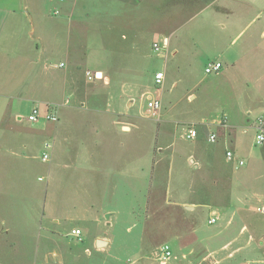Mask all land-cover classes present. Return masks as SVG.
I'll return each instance as SVG.
<instances>
[{
    "label": "crops",
    "instance_id": "1",
    "mask_svg": "<svg viewBox=\"0 0 264 264\" xmlns=\"http://www.w3.org/2000/svg\"><path fill=\"white\" fill-rule=\"evenodd\" d=\"M152 11L159 27L154 30L162 32L164 47L171 49L179 71L206 51H216L223 64L218 74L199 85L209 105L206 115L191 124L162 120L160 133L185 138L186 126L200 125L208 136L218 135L220 146L215 150L224 145L226 152L233 150L239 155V131L245 129L252 116L264 123V97L258 93L263 77H258L255 68L264 59L259 52L260 46L264 47V0H0V161L11 158L0 168V210L7 212L11 222L6 223L8 227H0L1 255L12 248V242L9 247L6 243L15 236L16 241H37L31 264H78L81 260L79 249L66 242L70 234L65 227L75 221V215L73 211L57 212L52 193L83 191L81 172L87 175L94 168L98 172L96 168L105 160L101 147L118 143L121 148H129L120 136L138 130L141 119L147 118V110L142 117L131 113L140 82L137 65L132 62L139 65L144 59L135 41L149 34L144 20ZM27 30L30 42L25 43L21 36ZM35 47L39 55L46 53V62L52 64L43 67V60L35 59ZM253 54L256 61L252 60ZM90 63L94 73L112 81L113 89L114 85L119 87L118 97L113 90L100 97L96 92L98 83L92 86L96 89L88 91L85 66ZM36 74L42 75L40 85L33 84ZM157 90L155 96L150 87L144 88L141 101L161 98ZM196 97L189 95L193 102ZM52 107L58 108V122L41 119L34 123L28 119L27 124L23 123L25 110L31 114L38 108L46 115ZM19 134L27 138L21 139ZM104 134L108 140H98ZM48 143L53 144L50 161L43 162ZM165 146L174 152L171 142L157 147L160 157L155 154L151 159V170H159V162L166 159L172 173L173 159L164 155ZM37 154L49 166L30 181L27 172L36 170L30 162L39 157ZM190 162L197 167L193 158ZM90 178L86 181L90 188L84 191L97 193L102 182L94 175ZM113 183L108 180L102 192L117 187ZM59 202L58 198V208ZM91 204L90 220L97 219ZM212 211L218 210H211L208 220ZM218 212L222 221V211ZM109 218L107 215V225L112 229ZM99 242H105L102 247L97 245L103 249L111 245L112 238Z\"/></svg>",
    "mask_w": 264,
    "mask_h": 264
},
{
    "label": "rangeland",
    "instance_id": "2",
    "mask_svg": "<svg viewBox=\"0 0 264 264\" xmlns=\"http://www.w3.org/2000/svg\"><path fill=\"white\" fill-rule=\"evenodd\" d=\"M144 21L149 34L141 36L140 40L139 36L135 41L139 43L144 59L139 65L137 61L132 62L137 65L140 82L131 113L144 116L148 100L142 102L140 95L146 87H150L152 94L156 88H161V110L157 116L141 119L138 130L120 136V140L125 145L129 144V148H121L118 143L101 147L105 160L96 168L98 172H95V168L87 175V172H81L80 189L83 191L76 193L71 189L66 193H52L55 210L73 211L76 218L65 227L70 234L66 242L79 249L81 260L78 264H162L158 252L163 246H169L175 255L166 264H264V215L257 210L264 205V143L256 142L259 119L256 116L250 117V123H246L245 129L239 131L241 153L237 155L230 150L234 152L235 161L227 160L224 145L215 150L220 146L219 138L216 143L209 142L206 128L200 125L198 138L193 141L183 138V135L167 136L160 133L162 120L191 124L206 115L209 105L203 97V86L199 85L207 83L215 75L208 76L205 69L208 63L219 61V55L216 51L199 53L200 58L179 71L177 59L171 56V49L164 47L162 32L154 30L159 29L155 23V12L152 11L151 16ZM262 21L264 27V19ZM28 30L21 36L25 43L30 42ZM154 42L160 45L161 52L154 51ZM164 42L166 46L169 44L168 39ZM35 52V59L41 58L43 67L52 64L46 62V53L39 55L36 47ZM259 52L264 56V47L260 46ZM161 54L165 57H160ZM252 60L256 61L254 54ZM85 67L94 73L91 63ZM255 68L258 77H263L258 83V93L264 97V59ZM82 70H85L84 67ZM157 72L165 75L160 87L154 81ZM41 76L36 74L34 85L42 83ZM86 83L89 92L96 89V86H92L98 83L100 87L96 92L100 97H105L109 90H113L115 97L120 94L119 87L114 85L113 89L110 80L109 86L103 81L86 80ZM190 94L197 96L194 102L189 99ZM244 104L247 102L244 101ZM39 111L44 119L43 110ZM160 113L163 114L161 119ZM29 114L28 110L22 112L24 124L28 123ZM18 137L27 138L24 134ZM106 137L105 134L101 135L98 140H108ZM170 142L174 143V152L167 146L163 148L168 159L172 156L173 172L170 171V161L166 159L160 162L155 159L160 163L159 170H151V159L155 154L160 157L156 152L157 147ZM190 153H193L192 157H189ZM37 156L36 160L30 162L35 164L36 170L27 172L30 181L38 174H43L49 166L42 163L39 154ZM190 158H193L197 167L190 162ZM9 160L11 158L1 160L0 168ZM240 160L244 165L236 168ZM181 164L183 166H179ZM90 166L87 164L86 169H91ZM91 175L102 182L99 187L102 186L97 193L87 194L84 189L90 188L86 181L91 180ZM108 180L113 181L117 187L109 193H103ZM122 180L124 182L119 183ZM91 203L94 206L92 212H97V219L90 220L88 208ZM185 204L194 205L195 208H185ZM3 210H0V227H8L6 223L11 222ZM211 210H221L222 221L209 225ZM107 215H110L112 229L107 225ZM85 216L88 218H83ZM73 228L81 231V241L71 235ZM10 237L6 247L11 242L13 246L4 250L5 255L0 253V264H31L29 260L34 255L32 252L36 251L37 241H16L13 240L15 236ZM106 237L112 238L111 245L98 249L97 240Z\"/></svg>",
    "mask_w": 264,
    "mask_h": 264
},
{
    "label": "built area",
    "instance_id": "3",
    "mask_svg": "<svg viewBox=\"0 0 264 264\" xmlns=\"http://www.w3.org/2000/svg\"><path fill=\"white\" fill-rule=\"evenodd\" d=\"M154 50L155 52H161L162 48L158 43L154 44ZM223 69V64L219 61L216 62H210L207 64L205 73L207 75H213V74H218L221 70ZM86 77L89 81L91 80H103L105 83L109 82V79L105 76H103L101 73H92L90 71L86 72ZM165 75L163 72H158L155 74V83L156 86H161L163 85ZM159 92H161V88H157ZM162 103H161V98H149L148 100V107L146 111V116L148 118H151L153 116H157L159 111L161 110ZM30 122L37 123L39 122L41 118V114L38 108H34L31 114L28 117ZM44 119L48 122H58L59 121V114H58V108H52V110L48 111V113L45 115ZM257 136H256V142L257 144H263L264 143V123L261 122L259 123V127L257 128ZM198 125H188L186 126V133H185V138L188 140H195L198 138ZM218 140V135L217 134H210L208 137V141L211 143H216ZM46 148V153L43 155V162H49L50 157H51V150L53 149L52 144H47L45 146ZM226 158L228 161H235V156L234 152L228 150L226 152ZM244 165V162L242 160L238 161V167H242ZM43 180V179H41ZM258 212L262 215H264V205L258 207ZM220 220V214L218 211H212L210 214V218L208 220L209 225H215L218 223ZM71 235L78 238L80 241V236H81V231L80 230H73L71 232ZM159 254V259L162 261V264H166L167 261L171 260L175 255L172 253L171 249L169 246H163L160 248V251L158 252Z\"/></svg>",
    "mask_w": 264,
    "mask_h": 264
},
{
    "label": "water",
    "instance_id": "4",
    "mask_svg": "<svg viewBox=\"0 0 264 264\" xmlns=\"http://www.w3.org/2000/svg\"><path fill=\"white\" fill-rule=\"evenodd\" d=\"M98 247H102L103 245H105V242H99L97 243Z\"/></svg>",
    "mask_w": 264,
    "mask_h": 264
}]
</instances>
